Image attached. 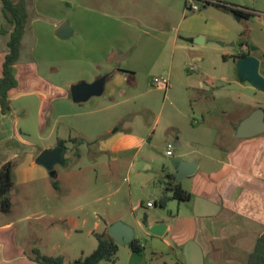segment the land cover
Segmentation results:
<instances>
[{"label": "crops", "instance_id": "0c3cea01", "mask_svg": "<svg viewBox=\"0 0 264 264\" xmlns=\"http://www.w3.org/2000/svg\"><path fill=\"white\" fill-rule=\"evenodd\" d=\"M136 1H138L137 7L132 8L136 11H131V7L128 8L129 6L124 2H116L115 6L111 5L114 13L112 15L108 13L110 17V23L106 22L109 24L108 30V28L99 27L101 22L98 20L82 19L75 26V23L70 20L59 16L53 17L52 15L56 14L55 9L59 8V0H26L28 20L21 42L20 57L14 66L17 85L9 90L7 107L3 108L0 99V168L6 161L13 160L15 168L12 190L15 191L21 185H26L29 189L25 195V218L48 214L51 220L60 221L80 211L92 201L102 199V196L95 197L93 200L88 197H69L63 193L65 187H71L75 183L74 178H63L65 176H62L58 179L59 174H56L57 185L53 182L48 184L49 170L36 161L44 149L59 146L63 148L64 163L58 164L63 167V173H67L65 175L71 174L70 165L81 159L83 151L77 147L82 144L89 147V153H92L95 159L102 160L98 162V165L102 170H107V172L109 170V177L112 169L118 168L121 163H128L130 169L137 163L139 173L149 178L156 177L159 171L161 174L165 171V164L157 161L150 152V133L145 134L139 128V122H143L147 113H152L155 109L154 100L144 98L145 85L138 77L136 70L124 66L119 58L114 62L117 52L123 51L125 45L120 34L123 33V29H119L118 34L117 30L112 31L110 24L124 25L127 22L126 18L128 21L132 18L144 28L164 25L169 27L172 24L169 16L171 10L166 4H172L174 0ZM187 4L185 1V7ZM173 7H177L176 3ZM177 9L183 19L174 27L175 41L177 42V31L180 29L191 34V37H188L190 40L197 36L193 35L196 34V29L192 24L195 19L186 21V10L180 7ZM243 10L252 12V17L258 13L247 7ZM223 12L227 13V11ZM209 13L206 11L200 17L204 18ZM32 16L49 18L45 26H42L45 30L41 29V25L35 19L30 20ZM225 19L230 25H234L232 18L226 16ZM241 19L244 18L241 16ZM64 21L69 22L72 30V34L67 38L76 35L80 38L79 40L105 43L106 48L101 49V52L105 54L101 56L94 54L95 50L98 51L96 43L79 45L75 42H60V39L66 38L57 36L55 32ZM89 26L92 27L89 28ZM235 27L234 33L228 32L225 38H235ZM13 29L14 25L3 13L2 0H0V78L3 76V64L9 52L8 41ZM39 37L57 43L58 47L55 49L47 47L37 52L35 48L37 44L34 41L39 40ZM31 39L33 40L32 45L29 43ZM243 40L255 46L241 34L240 41ZM240 47L246 52V45H240ZM251 55L260 59V68L264 71V57L261 58L257 48L252 51ZM39 56L42 57V65L39 64ZM235 61L237 62L238 59ZM48 64L50 67L57 64V70L49 73L46 69ZM180 67L179 60L177 64L172 63L165 74L171 81L175 78L183 85L185 77L183 75L181 78ZM192 68H189L190 71ZM67 71H71L73 77L77 75L74 77L75 80H63V73ZM102 76H106V80L100 96H92L79 103L72 100L70 93L72 84L91 83ZM197 88L202 89L201 86ZM27 97L33 98V102L35 101L33 105L26 101ZM93 97L98 98L94 100ZM20 99L24 103L22 105L23 116L17 114V109L12 104ZM254 110L251 108L235 125L230 129H225V132H230V134L224 138V144L215 142V147L218 143L221 150L219 155L213 152L206 156L209 161L213 162L212 166H203L199 161L196 162L190 158L188 153L185 154L186 157L176 154L175 151L172 155L165 153L168 158L173 157L174 159L180 156L183 160L197 163L195 173L187 176L191 178V187L182 186L193 194L188 201L195 202L192 222L185 229L187 232H185L181 248L184 253L185 244L189 240H195L202 248L204 264H248L249 254L254 250L260 233L264 231V132L243 138L236 136L240 122ZM33 111L36 112L37 118L39 116L38 125L41 132H48L45 131L47 126L50 128L48 129L50 133L56 132L55 142H45L46 138L43 135L40 136L43 141L41 143L31 141L29 137L26 138V135L30 136L28 134L32 132V129L30 124L23 121L30 118ZM130 114L133 117L129 124H125ZM193 122L200 124L198 121ZM26 125L29 127L25 128ZM60 132L69 133L65 136ZM170 141L174 147L181 146L178 135L171 137ZM174 171H169L171 178ZM43 182H45L46 190L51 185L55 192L30 194L33 190L32 185L44 184ZM109 182L106 179L105 185L107 186ZM13 191L11 195L14 201L15 192ZM38 205L42 208L34 209ZM148 221L150 224H155L150 219ZM109 224L105 223L104 231L107 230ZM19 233V229L15 228L11 221L0 223V264H41L33 259L32 250L36 248H33L34 241L28 244L22 242Z\"/></svg>", "mask_w": 264, "mask_h": 264}, {"label": "rangeland", "instance_id": "374dc122", "mask_svg": "<svg viewBox=\"0 0 264 264\" xmlns=\"http://www.w3.org/2000/svg\"><path fill=\"white\" fill-rule=\"evenodd\" d=\"M185 1L190 4V0ZM185 1L174 0L172 4H166L171 10L169 16L172 24L169 27L154 25L155 27L144 28L132 18L130 21L126 18L127 22L125 21L124 25L110 24L112 31L117 30L118 34V30L123 29V33L120 34L125 45L123 51L117 50L114 62L119 58L124 63L121 64L136 70L138 77L145 85L144 98L154 100L155 109L152 113H147L143 122H139V128L145 134L150 133V152L157 161L165 164V171H162V174L159 171L156 177L149 178L139 173L137 163L131 169L128 163H121L118 168L112 169L109 177V170L108 172L102 170L98 165V162L102 160L95 159L92 153H89V147L82 144L77 147L83 151L81 159L69 167L72 173L65 175L67 173H63V167L57 163L56 171L54 169L55 174H49L47 182L54 183L57 180L56 174H59L58 179L62 176L74 178L75 183L71 187H65L63 193L69 197H88L93 200L95 197L102 196V199L92 201L88 206H84L80 211L60 221L51 220L48 214L25 218V195L29 189L26 185L18 186L15 191L12 190L15 193L14 201L11 195L13 201L11 210L0 211V223L11 221L14 227L19 229L22 242L28 244L34 241L33 248L36 247L34 249H39L44 255H62L66 261L74 260L94 251L98 244L96 233L104 231L106 222L111 224L121 220L134 228L135 236L143 249L137 252L129 244L119 245L115 264H163L164 262L186 264L181 243L186 235L187 225L192 222L195 201H179L173 198V190L169 187L180 184L189 188L192 181L188 177L180 182L176 180L173 157L168 158L165 153L168 143H172L171 137L178 135L181 146H173L176 154L186 157L185 154L188 153L190 158L196 162L199 161L203 166H212L213 162L206 156L213 152L219 155L221 150L218 143L224 144V138L230 134L225 132V129L235 125L251 108L264 110V91L239 78L234 57V53L242 51L239 41L241 34L244 33L246 34L243 36L255 45L254 48H257L261 58L264 57V0H227L258 12L255 17L241 20L234 14L220 11L201 0L193 1L200 6V11L188 10L187 6L185 7ZM116 2H124L129 6L128 8L131 7V11H136L132 8H136L138 3L136 0H59V8L55 9L56 14L52 16L70 20L75 23V26L82 19L98 20L101 22L99 27L109 30V24H106V22L110 23L108 13L110 15L114 13L111 5ZM175 3L177 7L186 10V21L195 19L192 24L196 34L193 35H197L194 38L201 37L200 43L190 42L188 37H191V34L183 29L177 31V42L175 41L174 27L183 19L177 7H173ZM206 11L210 13L201 18V14ZM131 14L134 16L133 13ZM226 16L234 20V25L228 23ZM33 19L41 25V29L45 30L42 26H45L49 18L32 16L30 20ZM234 27L235 38H225L228 32L234 33ZM79 39L74 35L71 38L60 39V42H75L79 45L96 43L98 51L95 50L94 54L98 56L105 54L101 52L102 48H106L105 43ZM35 42L37 52L47 47L54 49L58 47L57 43L42 37ZM29 43L32 45L33 40L31 39ZM79 49L85 51L82 48ZM196 58L199 60H195ZM179 60L181 78L183 75L185 77L184 84L182 85L174 78L170 80L171 88L167 90L155 88L156 86L152 85L153 78L165 74L172 63L177 64ZM39 64L42 65L41 56H39ZM190 67H193L191 71ZM57 68V64L51 67L48 64L46 69L51 73ZM260 73L264 76L262 68ZM74 77L71 71L63 73L64 81L75 80ZM230 82L237 83L238 87L225 88ZM199 86L201 90L197 88ZM93 98L96 100L98 97ZM26 101L32 105L35 102L31 97H27ZM12 104L17 109V114L23 116L22 99ZM31 116L23 121L30 124L32 129V132L28 134L30 136L26 135V138L29 137L31 141L41 143L43 141L40 136L43 135L46 138L45 142H55L56 132L50 133L48 126L45 128L48 132H41L38 125L39 116L37 118L35 111L31 113ZM132 117V114L127 116L125 124H129ZM193 121H198L200 124ZM28 125L25 128L29 127ZM60 133L67 136L69 132ZM216 141H218L217 147L214 145ZM169 171H174L172 178L168 176ZM106 179L110 181L107 186ZM43 183L32 185L33 190L30 194L55 192L51 185L46 190L45 182ZM164 197H167V201L162 206L161 200ZM148 201L153 202L154 205L148 206ZM41 208L42 206L38 205L34 209ZM145 215L155 223L167 225L169 229L163 236L151 233L148 226L143 223ZM101 264L108 263L103 261Z\"/></svg>", "mask_w": 264, "mask_h": 264}, {"label": "trees", "instance_id": "16d2710c", "mask_svg": "<svg viewBox=\"0 0 264 264\" xmlns=\"http://www.w3.org/2000/svg\"><path fill=\"white\" fill-rule=\"evenodd\" d=\"M206 4L214 5L223 11L233 14H240L244 19H249L253 16L252 12L243 10L245 7L235 5L227 0H210ZM2 10L5 17L14 25L8 41L9 52L3 64V76L0 78V99L3 108H5L8 105L9 90L17 85L14 66L20 57L21 42L28 20L26 0H2ZM240 45H246L247 50L234 55L235 59L249 55L255 49L253 45L244 40L240 41ZM14 168L15 162L13 160L6 161L0 168V211L2 212H9L13 205L11 191L14 187ZM168 176L170 175L168 174ZM56 183L54 181V185H57ZM169 189L173 190V198L179 201H188L193 197V194L185 190L180 184L169 187ZM166 201L167 197H164L161 200V205L164 206ZM143 223L145 225L149 223L147 215L143 217ZM96 237L98 244L94 251L74 260L66 261L62 255H44L39 249L32 250L33 259L41 264H101L103 261L108 264H115L119 245L109 235L107 230L96 233ZM129 245L137 252L143 249L137 237ZM163 264L170 263L164 262ZM248 264H264V231L260 233L254 250L249 254Z\"/></svg>", "mask_w": 264, "mask_h": 264}, {"label": "water", "instance_id": "95a60500", "mask_svg": "<svg viewBox=\"0 0 264 264\" xmlns=\"http://www.w3.org/2000/svg\"><path fill=\"white\" fill-rule=\"evenodd\" d=\"M241 19L240 14H235ZM55 34L62 38H67L72 34L69 22L64 21L56 30ZM190 42H201V37L192 38ZM261 61L254 55H246L237 61V73L241 80L248 81L253 86L264 90V76L260 73ZM106 76L96 79L94 82H79L72 84L70 93L74 102H84L92 96H100L104 90ZM226 88H237V83H230ZM264 132V110L256 109L244 118L237 129V137H250ZM45 166L51 175L55 174L54 166L57 163L63 164V148L56 147L44 149L36 160ZM173 166L176 170L175 178L181 181L187 176L193 175L197 169V163L183 160L180 156L173 159ZM200 199V198H199ZM151 233L163 236L167 230V225L163 223L148 224ZM107 232L118 245L130 244L135 236V230L129 224L117 220L107 227ZM184 257L186 264H204V254L202 248L195 240H189L184 246Z\"/></svg>", "mask_w": 264, "mask_h": 264}, {"label": "built area", "instance_id": "2783aa9c", "mask_svg": "<svg viewBox=\"0 0 264 264\" xmlns=\"http://www.w3.org/2000/svg\"><path fill=\"white\" fill-rule=\"evenodd\" d=\"M187 1H189V0H187ZM193 1L194 0H190V4H187V8L190 9L191 11H194V12L195 11H200V9H201L200 6L198 4H196V3H194ZM201 1H203V3L206 4L210 0H201ZM152 85L156 86V87H159L161 89L167 90V89H169V87L171 85L170 78H169V76H167L165 74H162L160 76H155L153 78ZM166 154L167 155H172L173 154V144L172 143L168 144V150H167ZM147 205L148 206H153L154 203L151 202V201H148Z\"/></svg>", "mask_w": 264, "mask_h": 264}, {"label": "flooded vegetation", "instance_id": "af4514ba", "mask_svg": "<svg viewBox=\"0 0 264 264\" xmlns=\"http://www.w3.org/2000/svg\"><path fill=\"white\" fill-rule=\"evenodd\" d=\"M149 224V223H148ZM148 224H147V226H148Z\"/></svg>", "mask_w": 264, "mask_h": 264}]
</instances>
